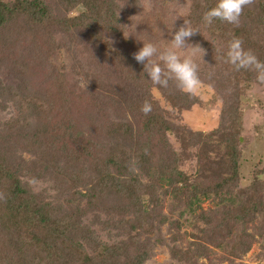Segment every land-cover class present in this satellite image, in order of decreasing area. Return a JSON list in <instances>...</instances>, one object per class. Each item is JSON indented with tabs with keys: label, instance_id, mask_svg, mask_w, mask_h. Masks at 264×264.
Here are the masks:
<instances>
[{
	"label": "rangeland",
	"instance_id": "rangeland-1",
	"mask_svg": "<svg viewBox=\"0 0 264 264\" xmlns=\"http://www.w3.org/2000/svg\"><path fill=\"white\" fill-rule=\"evenodd\" d=\"M7 1L18 2L21 9L29 2ZM43 1L51 8L50 14L56 21L54 25L47 27L48 31L45 30L46 27L35 26L23 17L18 23L15 17V23L10 20V23L0 29V40L9 39L5 48L10 49L11 54L5 62L0 59V132H4L7 137L1 150L9 154L8 162L11 166L17 165L15 170L19 172L23 183L29 184L43 196L44 201L50 202L54 219L74 221L80 229L88 231L84 244L90 253L101 250L104 246H113L117 242L128 244L130 234L138 231L129 232L124 224H115L116 220L123 217L121 213L109 210V204L116 202L97 198L91 204L93 172L100 170L112 155L118 153L120 160H126V172H129L125 174L126 177L140 172L141 150H135L140 144L138 133L141 127L136 121V109L142 106L141 94L147 93L148 84L141 81L144 66L134 59L133 53L143 46V41L150 40L160 48L168 45L172 34L178 30L176 23H184L185 19L189 21L192 0L172 2L173 21L169 20V9L162 0H104L109 6L110 16L116 12L119 17L116 21V16L111 20L104 11L100 15L101 20L96 16L90 27L86 26L89 19L84 16L87 12L84 4L77 3L72 7L61 4L60 0ZM111 21L119 22L116 26H111ZM102 23L108 24L107 27L102 28ZM215 41L218 42V39ZM18 51L21 55L16 59L13 56ZM199 76L202 86L198 95L185 94L170 82L168 95L161 98L164 115L174 127L167 132L168 140L159 145L156 158L161 151H164L161 156L167 158V150H172L181 158L180 164L187 174L197 172L191 175V181L195 182L201 176L202 182L208 184L210 182L206 176L199 174L203 167L210 172L211 166H215L211 163L219 157V153L225 152L218 137L220 134L225 135V129L232 122H237L242 128L238 188L233 194H224L217 199L203 197L200 202L204 211L220 219L237 205L231 202L238 201L236 195L251 183L254 172L264 175V84L257 79L234 81L229 78V86L222 88L218 82L211 83L202 75ZM24 80L29 83L31 91L36 88L40 95L53 90L51 95H44L47 99L52 97L55 100L45 102L48 111L46 114L56 117L58 126L61 124L58 127L61 128V134L56 133L57 139H63L58 146L59 161L54 166L48 165V169H52L46 178L38 176L42 170L30 173L28 160H33L34 157L20 146L14 126L11 124L8 128L9 123H6L21 113L19 102L12 99L10 87L21 86ZM230 87H234L235 91L231 92ZM171 93L173 100L169 97ZM103 117L108 118L109 122L105 121L110 126L103 123ZM30 120L31 127L40 129L42 136L52 126L42 125L43 120L36 115ZM115 123H121L123 127L127 123L129 126L124 131ZM101 125L119 129L115 136L109 138V134L103 136L99 133ZM6 129H9V133ZM83 146L87 150L84 151ZM24 158L26 161L23 162ZM110 170L118 176L121 168L112 167ZM78 173L84 174L81 183L77 181ZM161 199L162 213L170 215L173 221H182L180 230L177 231V244L186 247L190 242H196L195 235H200L201 232L191 223L200 222L192 220L189 213L181 217L179 210L172 213L176 204L172 196L164 195ZM198 212L201 209H195V213ZM254 225L255 222L251 220L245 232L239 229L240 233H244V239L250 242V248L246 252L238 251L236 258L231 255L233 262L226 257L229 254L227 250L215 248L208 243L207 246L215 248L216 253L202 252L197 264H264V235L255 236ZM175 231L166 222L154 233H141V240L159 237L164 239V243L149 246L152 254L147 264H190L172 257L170 247L175 244L172 240ZM236 231L238 233L237 228L232 229V232ZM0 242L3 243L2 234ZM221 255L225 257L222 260ZM0 264L7 263L2 261Z\"/></svg>",
	"mask_w": 264,
	"mask_h": 264
},
{
	"label": "trees",
	"instance_id": "trees-1",
	"mask_svg": "<svg viewBox=\"0 0 264 264\" xmlns=\"http://www.w3.org/2000/svg\"><path fill=\"white\" fill-rule=\"evenodd\" d=\"M162 1L169 9V20L173 21L174 16L171 9H173L172 2L175 0ZM26 2L28 3L24 7L25 11L24 8H20L21 4L18 2L0 0V29L10 23V20L15 23L13 21L15 17H17L16 23L23 17L35 26L41 25V28H47L56 23L50 14L51 8L43 0H25L24 3ZM60 3L72 7L77 3L84 4L87 7L84 16L89 19L86 23L87 27L93 25L96 16H99L98 19L101 20L102 12L105 11L107 16L111 14L104 0H60ZM216 3L217 0H192L191 3L192 15L189 16V23L200 32L188 41L190 44H198L205 49L203 60H197L199 74L211 83L218 82L222 88L229 86V78L234 81L256 79L255 71L248 69L237 71L232 65L226 63L225 54L230 40L238 37L243 41V47L246 50H251L261 62H264V0H254L253 4L245 7L238 26L221 20H214L210 26L205 24L204 13ZM115 16L116 21L119 16L113 12L110 16L111 20ZM118 22L112 23L111 26H116ZM176 24L179 28L184 23L182 21ZM107 25L102 28H106ZM46 28L45 30L48 31ZM216 39L218 42L215 41ZM0 43L2 45H0V59L5 62L8 55H11L10 49L5 48L9 44V39L3 38ZM20 55L21 52L18 51L13 57L18 59ZM142 77L141 81L148 84V91L141 94V104L148 101L151 105V110L147 115L141 111V108L136 109V121L141 128L138 133L140 147L138 146L135 151L141 150L139 152L141 168L139 169L143 172L126 177L125 174L129 173L126 172L127 168L124 163L126 160H120L118 153L112 155L107 162L105 161L106 165H102L100 170L94 171L91 180L93 183L91 204L95 203L93 199H111L116 203H110L109 210L123 215L121 219L116 220L115 224H124L129 232L138 231L136 234H130V243L117 242L113 246H104L101 250L90 253L84 244L88 231L80 229L74 221L54 219L50 202L44 201L41 194L35 192L29 184L23 183L19 172L15 170L17 165L11 166L8 162L9 154L1 150L7 137L3 134L4 132H0V234L3 237V243L0 242L2 243L0 262L4 261L7 264H147L152 254L149 246L153 247L159 242L164 243V239L159 237L154 240L151 238L141 240L139 236L143 233H154L166 222H169L171 228L176 230L172 236L175 244L170 247L175 260L197 264L202 252L216 253L215 248L222 247L229 253L226 257L233 262L234 258H230L231 255L236 258L238 251L246 252L250 248V242L244 239V233H242L247 230L249 221L255 222V236L264 235V175H260L259 172H254L251 183L238 192L236 195L238 201L231 202L237 205H234L228 214L221 216L220 219L207 213L200 206L203 197L221 198L224 194H233L238 188L240 145L242 144L241 126L236 124L237 122H232L229 128L225 129V135L220 134L218 137L221 145L225 147V152L219 153V157L211 163L215 166H211L210 172L203 167L199 174L206 176L210 183H203L201 176H198L195 182L191 181L193 179L191 175L197 172L187 174L188 172L184 171L185 169L180 164L181 158L177 157L178 155L172 150H167V158L161 156L164 151H161L156 158L159 145L168 140L167 132L172 131L174 127V124L167 121L161 107V98L168 95V88L171 84L168 88H162L153 85L147 73L144 72ZM230 88L231 92L235 91L234 87ZM10 90L12 99L19 102L21 106V113L17 118L6 122L9 123L8 128L11 124L14 126L13 129L18 135L16 139L20 141V146L34 157L33 160H28L27 166L30 173L42 170L38 176L46 178L52 169L49 170L48 165L54 166L55 162L59 161L58 146L63 140L56 137V133L61 134V128H58L61 124L58 126L56 117L46 114L48 111L45 102L55 100L52 97L45 98V94H38L36 88L31 91L26 80L23 85L10 87ZM108 91L112 92L109 89ZM52 92L51 89L46 95H51ZM169 97L172 100L174 98L172 93ZM37 110L39 113H36ZM34 115L43 120L42 125H52L46 130L48 133L45 136L41 135L40 129L31 127L30 118ZM103 119V123L108 124V118L103 117ZM115 125L121 126V123H115ZM101 126V130L98 129L99 133L103 136L109 134V138L112 135L115 136L119 129ZM124 126L126 127H121L126 131L129 124L126 123ZM6 131L9 133V129ZM63 131L65 132L66 128ZM98 136L103 137L99 134ZM215 145L218 146L217 143ZM83 149L87 150L84 146ZM24 161H26L25 158ZM127 161L130 162V160ZM112 167L121 168L118 176L111 173L110 168ZM83 175L82 173L77 174L78 182H82ZM164 195H170L176 201L172 213L179 210L180 217L189 213L192 220L200 222V224L191 223L201 232L200 235L194 234L197 238L196 242H190L186 247L177 244L179 240L177 231L180 230L182 221L181 219L173 221L170 215L162 213L161 197ZM197 208L201 209V212L195 213ZM233 228H237L239 234L237 231L232 232ZM239 229L242 230L241 233ZM233 233H235L234 236ZM208 243L214 245L215 248L207 246ZM224 258L221 255L220 259ZM211 264L220 263L212 262Z\"/></svg>",
	"mask_w": 264,
	"mask_h": 264
},
{
	"label": "clouds",
	"instance_id": "clouds-1",
	"mask_svg": "<svg viewBox=\"0 0 264 264\" xmlns=\"http://www.w3.org/2000/svg\"><path fill=\"white\" fill-rule=\"evenodd\" d=\"M253 3L254 0H217L215 6L204 13L203 21L209 26L214 20L238 26L244 8ZM197 32H200L199 29H194L185 19L184 24L172 34L170 43L163 48L150 40H142L143 46L133 53V57L144 66L143 71L147 73L153 85L168 88L170 82H173L185 94L198 95L202 81L197 60H203L205 49L198 44L187 42ZM225 55V62L232 65L235 70L255 71L257 81L264 84V62H261L251 50H246L240 38L234 37L230 40ZM150 110V103L145 101L141 111L147 115Z\"/></svg>",
	"mask_w": 264,
	"mask_h": 264
}]
</instances>
